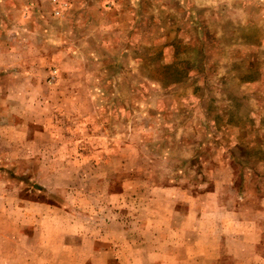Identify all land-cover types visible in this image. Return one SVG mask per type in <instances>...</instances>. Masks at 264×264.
<instances>
[{
	"label": "rangeland",
	"instance_id": "rangeland-1",
	"mask_svg": "<svg viewBox=\"0 0 264 264\" xmlns=\"http://www.w3.org/2000/svg\"><path fill=\"white\" fill-rule=\"evenodd\" d=\"M0 44V264H264V0H0Z\"/></svg>",
	"mask_w": 264,
	"mask_h": 264
},
{
	"label": "crops",
	"instance_id": "crops-1",
	"mask_svg": "<svg viewBox=\"0 0 264 264\" xmlns=\"http://www.w3.org/2000/svg\"><path fill=\"white\" fill-rule=\"evenodd\" d=\"M6 50H8V49L6 47H4L3 45L0 44V53L4 54L6 52ZM10 53L12 54L13 51H11Z\"/></svg>",
	"mask_w": 264,
	"mask_h": 264
},
{
	"label": "trees",
	"instance_id": "trees-1",
	"mask_svg": "<svg viewBox=\"0 0 264 264\" xmlns=\"http://www.w3.org/2000/svg\"><path fill=\"white\" fill-rule=\"evenodd\" d=\"M193 55H194V52H192V57H193Z\"/></svg>",
	"mask_w": 264,
	"mask_h": 264
}]
</instances>
